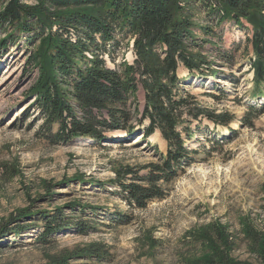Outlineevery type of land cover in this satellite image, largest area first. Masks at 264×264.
<instances>
[{
  "label": "rangeland",
  "instance_id": "rangeland-1",
  "mask_svg": "<svg viewBox=\"0 0 264 264\" xmlns=\"http://www.w3.org/2000/svg\"><path fill=\"white\" fill-rule=\"evenodd\" d=\"M191 13L198 26L214 28L218 47L206 44L204 73L191 75L183 66L178 73L187 78L184 86L195 104L221 117L215 123L184 116L193 134L186 143L192 161L161 183L165 195L144 208L123 197L118 172L124 182L134 172L147 174L143 167L167 151L150 139L159 130L145 137L137 126L130 134L106 131L100 141L79 136L53 143L30 92L39 71L29 64L24 37L0 51V264H206L214 255L205 239L216 223L232 235V262L261 264L246 233L247 225L264 229V83L257 87L253 81L252 25L246 19L244 26L233 20L217 25L215 15ZM123 58L134 62L133 41L117 62ZM107 63L114 65L108 57ZM138 102L143 109V88ZM57 129L54 124L52 131ZM58 208L72 225L44 244L39 218ZM23 210L32 214L20 223L28 228L14 233L18 222L9 220ZM76 224H85L86 232ZM5 225L8 233L1 231Z\"/></svg>",
  "mask_w": 264,
  "mask_h": 264
},
{
  "label": "trees",
  "instance_id": "trees-1",
  "mask_svg": "<svg viewBox=\"0 0 264 264\" xmlns=\"http://www.w3.org/2000/svg\"><path fill=\"white\" fill-rule=\"evenodd\" d=\"M193 9L215 15L217 25L233 20L244 26L243 19L252 25L249 41L254 55L250 66L254 83L262 85L264 0H4L0 9V31L5 34L0 39V51L24 37L29 64L39 71L30 92L48 121L51 142H68L79 136L100 141L106 131L130 134L137 126L145 137L160 131L167 151L160 153L158 162L143 167L148 169L146 175L134 172L132 181L124 182L121 177L125 175L118 172L123 197L138 208L162 198L165 190L161 183L170 182L191 163L192 150L186 143L193 134L184 125V116L206 117L215 123L221 117L195 104L194 96L184 86L187 78L178 73L182 66L191 75L204 73L203 65H208L204 53L210 52H206V44L218 47L214 28L193 22ZM131 41L134 62L125 58L117 62L121 50ZM107 57L113 66L107 63ZM141 88L145 95L143 109L138 102ZM54 124L58 125L55 132ZM132 172L127 170L126 175ZM31 215L30 210H23L12 216L9 223L18 222L13 232L27 229L20 223ZM39 219L44 223L39 238L44 244L72 225L60 208L54 213H41ZM7 226L1 228L3 233L10 231ZM78 227L83 233L88 228L85 224ZM246 233L252 252L264 264V229L247 225ZM196 235L197 241L203 239ZM207 235L205 241H212L209 248L214 256L206 258V264H249L232 262L228 255L232 235L225 227L213 224ZM90 254L103 255L100 251Z\"/></svg>",
  "mask_w": 264,
  "mask_h": 264
},
{
  "label": "bare ground",
  "instance_id": "bare-ground-1",
  "mask_svg": "<svg viewBox=\"0 0 264 264\" xmlns=\"http://www.w3.org/2000/svg\"><path fill=\"white\" fill-rule=\"evenodd\" d=\"M150 139L152 142H159L163 147H167L166 140L162 137L159 131L156 134L152 135Z\"/></svg>",
  "mask_w": 264,
  "mask_h": 264
}]
</instances>
